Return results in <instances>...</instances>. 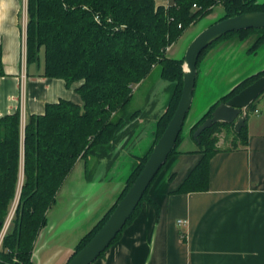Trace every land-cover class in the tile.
Here are the masks:
<instances>
[{
    "label": "trees",
    "instance_id": "obj_1",
    "mask_svg": "<svg viewBox=\"0 0 264 264\" xmlns=\"http://www.w3.org/2000/svg\"><path fill=\"white\" fill-rule=\"evenodd\" d=\"M217 5L224 12L216 21L244 12L264 11V2L256 0H170L166 5H157L155 0H27V63L38 62L43 51V75L63 79L68 86L79 83L76 91L81 103L63 98L47 103L43 113L26 117L23 128L19 108L0 116V231L20 184L14 215L0 243V264H35L32 260L35 239L46 225V213L76 160L101 158L114 151L143 112L141 109L128 111L134 87L159 65L160 76L169 82L170 94L156 120L154 139L134 162L118 200L80 239L73 255L103 225L141 171L180 98L183 57L167 56V48ZM251 37L253 42L247 49L250 53L264 42V28L223 35L202 51L197 73L199 64L216 43L228 38L243 41ZM1 57L0 46V77L5 74ZM261 76L264 70L245 77L232 92L221 96L191 127V135L219 101ZM222 126L233 133L232 146L237 141L246 144L245 125L238 132L225 122H216L204 129L195 140L202 156L178 191L207 188L209 158L219 150L214 146L215 133ZM181 138L180 133L168 158L176 151ZM162 167L126 223L147 197Z\"/></svg>",
    "mask_w": 264,
    "mask_h": 264
},
{
    "label": "crops",
    "instance_id": "obj_2",
    "mask_svg": "<svg viewBox=\"0 0 264 264\" xmlns=\"http://www.w3.org/2000/svg\"><path fill=\"white\" fill-rule=\"evenodd\" d=\"M26 5L27 0H0L5 73L0 77V116L19 108L22 128L26 117L43 113L47 103L61 98L81 103L76 91L79 83L68 86L63 79L43 75V51L38 62L27 63ZM246 40H221L204 59L208 62L224 51L235 53L240 45L248 53L246 45L253 37ZM209 73V66L197 73L194 91L198 75L203 84ZM254 103L244 122L246 144L219 147L210 156L206 189L178 191L202 156L190 133L204 112L202 107L135 215L92 264H264V92ZM144 112L110 155L76 160L35 239V264H65L80 239L118 200L134 162L154 139L156 120L162 113L154 112L148 119ZM178 220L186 222L179 224Z\"/></svg>",
    "mask_w": 264,
    "mask_h": 264
},
{
    "label": "water",
    "instance_id": "obj_3",
    "mask_svg": "<svg viewBox=\"0 0 264 264\" xmlns=\"http://www.w3.org/2000/svg\"><path fill=\"white\" fill-rule=\"evenodd\" d=\"M256 2L263 3L257 0ZM249 28H264V11L244 12L223 18L200 31L192 39L183 56L180 98L167 126L153 145L141 171L125 194L116 203L106 221L91 239L71 256L65 264H92L116 237L118 232H120L138 205L150 182L166 162L169 154L176 145L179 134L182 132L186 116L192 105L197 76V61L200 54L210 44L228 32ZM263 70L264 65L252 74ZM237 85L233 86L224 95L232 92ZM263 91L264 76H261L227 99L219 101L211 111V115L205 118L194 130L192 134L194 140H198L200 133L216 122L232 124L236 132L240 131L244 126L245 118L248 114L247 108ZM215 103L216 101L195 120L193 125Z\"/></svg>",
    "mask_w": 264,
    "mask_h": 264
},
{
    "label": "rangeland",
    "instance_id": "obj_4",
    "mask_svg": "<svg viewBox=\"0 0 264 264\" xmlns=\"http://www.w3.org/2000/svg\"><path fill=\"white\" fill-rule=\"evenodd\" d=\"M223 12L224 11L222 6L217 5L214 7L213 11L209 15L205 16L198 22L192 24L183 33V35L168 48L167 56L175 57V58L183 57L192 39L200 31H202L212 23L216 22V20L219 17H221V15H223ZM252 42L253 40L247 43L246 46L249 47L252 44ZM243 48L245 47L244 46L242 47V45H240L236 49L235 53L224 51L219 56L210 57L208 59V62L206 61V59H204L199 64L198 66L199 74L203 73V71L207 68V66H209L210 68V73L207 75L206 77L207 80L203 84L200 81L201 80L200 75H198V81H197L196 89L194 91V96H193L194 98L192 101V105L187 114L181 132L182 136L187 133L188 126L192 117L196 113H198L202 107L203 108L205 107L204 108L205 111L207 107H209L212 103L217 101L221 96L226 94L233 86L238 84L245 77L251 75L252 73L248 74L247 76H243L246 75L248 71H252L251 70L252 68L254 69L255 67H257L256 69L259 70L263 67L264 42L259 46V48L255 52L244 53ZM168 84L169 82L160 76V66L156 65L155 67H153L151 72L144 78V80L134 87L133 96L131 102L128 105V111L141 109L145 111L144 113H146L147 116H149L148 119H150V115L152 113L162 112L163 109L162 108L160 109V107L167 103L170 94V91L167 88ZM138 132L139 131H137V134ZM215 136H216V141L214 143V146H216L217 148L229 147L233 145V143H235V141L233 140V133L231 132L230 129H226L224 126L221 127L220 131L215 133ZM238 143L239 142L237 141V144ZM91 158L94 159V157ZM92 159L91 161H93ZM19 187L20 184L18 186L17 196L15 197V199L13 200L10 206L8 215L11 213L13 205L17 204L19 191H20ZM8 215L5 221H7ZM13 215L14 213L12 214V217ZM5 221L2 225L0 233L5 227Z\"/></svg>",
    "mask_w": 264,
    "mask_h": 264
},
{
    "label": "built area",
    "instance_id": "obj_5",
    "mask_svg": "<svg viewBox=\"0 0 264 264\" xmlns=\"http://www.w3.org/2000/svg\"><path fill=\"white\" fill-rule=\"evenodd\" d=\"M168 48H169V47H168ZM168 48H167V50H168ZM15 207H16V204L13 205V207H12V211H11V213L8 215L7 221H5V227L3 228L2 232L0 233V240L2 239L3 235L5 234L7 228H8V226H9V224H10V221H11V219H12V214H13L14 211H15ZM185 222H186V220H178V223H179V224H182V223H185Z\"/></svg>",
    "mask_w": 264,
    "mask_h": 264
}]
</instances>
